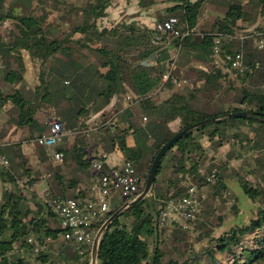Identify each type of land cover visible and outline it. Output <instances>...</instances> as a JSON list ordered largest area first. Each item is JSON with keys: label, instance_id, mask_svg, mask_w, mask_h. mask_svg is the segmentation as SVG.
Here are the masks:
<instances>
[{"label": "trees", "instance_id": "trees-1", "mask_svg": "<svg viewBox=\"0 0 264 264\" xmlns=\"http://www.w3.org/2000/svg\"><path fill=\"white\" fill-rule=\"evenodd\" d=\"M6 1L0 0V23L9 20L13 26L6 38L0 34V71L4 74L0 81L8 88L4 93L0 86V97L1 108L5 102L12 104L8 122L27 129L35 138L49 132L39 122V113L55 110L69 129L79 125L83 129L93 114H100L102 125L91 132V138L77 134L72 136L76 138L72 146L67 148L62 142L52 148L64 153L63 163L71 159L80 168L89 169L84 143L98 142L107 152L116 150L125 162H131L145 187L155 155L178 131H171V122L180 118L181 130L217 115L246 110L243 105H249L247 110L253 115L219 119L180 137L162 158L151 194L116 217L103 234L98 264H218L215 251L229 253L232 264H264V232L259 233L264 228V47L256 43L255 33L261 30L264 0H163L168 6L161 20L178 17L176 28L180 31L200 23V34L181 37L166 33L159 42H155L154 28L136 22H119L110 28L102 25L119 0H71V4L70 0H55L53 8L64 10L58 16L60 23L49 18V0H15L5 7ZM35 1L45 21L19 11L30 9ZM145 1L140 0L142 7L155 3L147 5ZM74 10L75 18L69 17ZM65 21L69 23L67 30L63 28ZM240 32L251 36L241 39ZM219 36L226 38L222 39L220 52L215 53ZM170 46L173 49L162 52L152 65L142 64ZM25 53L35 64L38 78L29 89L20 85L30 77ZM237 53L243 55L252 71L234 79L235 70L227 57ZM167 71L170 79L163 85L162 76ZM176 86L185 87L157 98L161 89ZM115 98L125 100L126 106L119 104L112 118L105 109ZM101 135L106 136L104 140ZM129 136L133 145H129ZM203 138L216 149L225 143L234 144L231 158L250 155L252 161L240 163L234 177L256 207L250 223L233 226L218 238L211 237L212 229L205 230L206 223L199 220L202 212L194 222L196 239H208L211 245L197 250L187 240L190 230L178 226L169 234L159 216L170 199L184 195L190 186L196 185L199 190L210 187L213 198L229 191L225 175L213 162L206 165L208 147ZM20 146L10 144L1 151L13 153V158L7 159L8 166L0 163V177L15 187L5 190L0 201V264H87L90 251L83 257L66 243L59 251L43 248L33 262L30 260L34 244L28 242L29 238L44 246L48 240L61 239L65 229L43 198L34 200V209L28 204L29 197L22 194L24 189L13 173L18 168L17 159L25 163ZM36 148L45 168L60 166L50 160L52 149L39 144ZM105 170L109 169L105 166ZM165 171L169 175L160 178ZM81 192L86 194L83 199L90 197L87 189ZM51 193L73 198L59 191ZM113 203L118 204L117 200ZM252 233L256 234L254 246L243 241ZM14 244L24 247L28 256L8 255ZM240 247L237 253L235 249Z\"/></svg>", "mask_w": 264, "mask_h": 264}, {"label": "built area", "instance_id": "built-area-1", "mask_svg": "<svg viewBox=\"0 0 264 264\" xmlns=\"http://www.w3.org/2000/svg\"><path fill=\"white\" fill-rule=\"evenodd\" d=\"M179 18L176 16L169 17L165 20L157 22L155 29V42L162 39L163 34H170L185 37L193 33L200 34L199 23L184 31L177 29ZM245 32V31H244ZM244 32H240L239 37L245 39L250 37ZM227 38H234L233 35H227ZM223 37V38H226ZM221 36L216 38L214 44V52H220V44L222 43ZM259 47H264V40L259 41ZM228 62L231 63L237 76H244L247 71H252L249 65L243 61V55L237 53L228 55ZM162 84L164 85L170 79V71H167L163 76ZM177 79H175L176 81ZM137 98V96L135 97ZM140 98V97H138ZM128 100H133L130 95H127ZM3 123L0 119V131ZM98 118H93L87 121V126L81 129L79 126L66 128L64 122L56 115H52L48 119V134L39 135L33 138L35 144L42 145L48 149H52L56 145L62 143L64 138L72 137L77 134L88 136L92 131L101 126ZM51 158L55 164H61L64 160V153L52 149ZM84 156L90 164V170L94 174L93 184L91 187V197L87 200L66 199L60 195H55L51 192H42V198L45 203L50 206L56 214L60 225L65 229L62 240L75 249L79 255L83 256L92 251L95 236L100 228L98 225L103 223L110 217L111 213L119 209L126 203L131 202L135 197L142 192L144 187L140 181V176L136 167L131 162H124L121 166L114 169L105 170L107 153L102 152L96 154L94 145L83 148ZM2 164L8 166V161L2 158ZM204 173V172H203ZM210 179V178H209ZM211 180V179H210ZM23 186V185H22ZM34 184L28 186L33 188ZM200 190L196 185L190 186L186 193L177 199H170L165 209L159 216V222L162 226L168 227V233H173L179 226L184 230H192L194 222L200 212L201 200ZM117 200L118 205L114 206V201ZM28 242L34 244V252L30 260H35V255L38 254L44 246L40 245L34 238H29ZM47 242V241H46ZM20 253L23 257L28 256L24 247L14 244L8 255Z\"/></svg>", "mask_w": 264, "mask_h": 264}, {"label": "rangeland", "instance_id": "rangeland-1", "mask_svg": "<svg viewBox=\"0 0 264 264\" xmlns=\"http://www.w3.org/2000/svg\"><path fill=\"white\" fill-rule=\"evenodd\" d=\"M14 1L15 0H7L5 7L9 6ZM151 1H155V0H146L145 2L147 5H149V4H151L150 3ZM157 1H162V0H157ZM52 2L54 3L55 0H49V4H47V6H46V9L50 10V15H49L50 17L49 18H51V20H53L56 23H60L61 21L58 18V16L63 14L64 10H62V9L55 10L53 8V5H51ZM124 2H125V0H121V3H124ZM36 4H37V2L35 1L30 9H27V10L26 9L25 10L20 9L19 11L31 13L32 15L40 18V20L45 21V18L42 15L41 9L38 8L36 6ZM69 4H71V0H70ZM62 6L63 5H61V7ZM116 11H117V9L115 10V13H116ZM109 12L113 16V18H110L108 21H114V24H115L119 16H117V14L116 15L113 14V9H110ZM76 13L77 12L74 10V11H71L70 13H68V15L71 18H75ZM108 21H105V22H108ZM63 24H64L63 25L64 30H67L69 28L68 21H65ZM111 24H113V23H111ZM46 25H47V23H45V27H46ZM12 26L13 25H12L11 21H9V20H6V22H4V23H0V34L2 35V37H4V38L7 37L9 30L12 28ZM260 40H261V36H258L256 43ZM262 40H264V35L262 36ZM25 60L27 61V68L29 70L30 77L25 79V82L20 83V85H23V86L25 85L26 88L29 89L36 82H38V78H37V73L35 72V64H33L31 62L29 55L26 53H25ZM3 76H4V74L2 73V71H0V77L2 78ZM232 77L234 79L238 78L237 75H232ZM3 85H4V83L0 81V86L2 87V91L4 93H6L8 88H6V86H3ZM184 87L185 86H182V87L176 86L172 90L165 89L164 91H162L159 94V96L157 98L163 99L164 97H167L171 93V91L181 92L184 90ZM250 103H252V102H250ZM1 104H2V100L0 97V119H2V121L4 120L5 128L10 129L13 126H16L17 128H19L14 123L8 122L9 116L11 115L10 111L13 110V108H10L12 106L11 102H5L4 103L5 106L2 108H1ZM123 104H121L120 106H123ZM241 107L245 108L247 110L249 108V105H243ZM52 115H58V114L55 110H53V111L50 110L49 112H45V113H39V117L41 116L43 121H47ZM92 117L99 119V117H95V114ZM61 121H62V119H61ZM171 123H173V122H171ZM64 125L67 128V125L65 122H64ZM79 127H82V125H79ZM179 127L180 126H177L176 123L172 124V129H174L175 131L179 130ZM14 135H15V129L10 133V137H12V139H14ZM91 136H92V133L89 134L88 137H86V138H91ZM205 142L208 143V140L204 139V143ZM85 144L87 145L88 142ZM93 144H88V146H90V145L93 146ZM239 147H240V145L238 143L236 145V149H238ZM94 148H95V146H94ZM231 148H235V145L233 144V146H232V143H225L224 145L218 147L217 149L214 147V144H209L208 148H207V154L206 155L208 156V158H207L208 160L206 161V165L213 162V164L216 165V170H220L225 175V177H226L225 179L227 180V184L229 186L228 192L222 191L216 198H213L210 195V187H203L199 191L200 194H202V195H200L201 207H200V212L198 213V215H200L203 212L201 215V218L199 220L206 223L207 226L205 227V230H208V229L213 230V233L211 234L212 235L211 237H213V238H218L224 231L230 229L233 226L250 223V221H251L250 219L253 218V215L255 214L256 204L252 201V199H249L248 196H246V194L240 188V186L237 182V179H235V177H234V173L237 172L238 169L240 168V163H242L243 161L245 163H250L252 161V158H250V155H247V157L231 158L230 157L231 156V153H230ZM224 165H226V169L223 168ZM168 175H169V171H165L159 177L162 179H165ZM16 176H18V178H20V175L18 173ZM21 184L23 185L20 187L22 190L23 189L26 190V188L28 186L31 187V185H32V184H30V185L26 184V182H21ZM14 187L15 186L13 185L12 188L14 189ZM4 192L5 191L0 186V201H2L4 199V197H3ZM203 208H204V210H203ZM197 219H198V216H197ZM219 222H222V225H220L218 227L217 225L219 224ZM261 232H264V228L259 233H261ZM173 233H170V234H173ZM197 234L198 233H195V224H194L193 229L192 230L190 229V232L187 236V240L189 242H191L197 250L201 246L211 245L210 242H208V239L198 241L196 239ZM255 237H256V234L252 233V234L247 235L243 241L246 244L254 246L255 245V241H254ZM64 244H65V242L61 238L57 241H55V240L49 241L48 240L46 242V244L45 245L43 244V245L45 246L44 250L54 252V251H59L63 247ZM235 251L237 253H240L241 247L236 248ZM215 255L218 259V262H219L218 264H232L233 263L232 256L227 252H225V253L220 252L219 253L218 251H215ZM87 264H91V254H90V260Z\"/></svg>", "mask_w": 264, "mask_h": 264}, {"label": "crops", "instance_id": "crops-1", "mask_svg": "<svg viewBox=\"0 0 264 264\" xmlns=\"http://www.w3.org/2000/svg\"><path fill=\"white\" fill-rule=\"evenodd\" d=\"M162 1L155 0V3L151 4V6L146 8L140 5V0H125L124 3H121V0H119L116 6L111 7L110 9H113L114 15L117 14V16H119L116 23L136 22L141 26H145L147 28L152 29L154 28L157 22L161 21L160 15L163 14L165 7L168 6V3ZM116 9L117 11L115 13ZM110 18H113V16L109 12L108 17L102 22V25L110 28L114 24V21H108ZM259 26L261 30L255 31V33L258 34L257 38L258 36H261V40H262V36L264 35V19L261 22H259ZM199 28H200V23H199ZM258 45H259V41H258ZM162 90L163 89L158 91V93L159 92L161 93ZM119 104L120 105L123 104V106H119L122 108L126 106L125 100L121 98H115L112 105L105 109L109 113L110 117L112 116L113 118V114L115 113V110H117ZM99 115L100 114H95V117H99ZM92 119L93 117L90 118V120ZM38 120L39 122H43L44 125L49 130L48 122H47L48 120L43 121L41 116L38 117ZM1 123H3V125L0 131V143H1L0 163H2L1 162L2 158L5 159L13 158L12 152H10V154H8V152L3 154L1 152L2 149L5 150L7 147L10 146V144L21 143L20 149L22 153L25 155V163H22L20 159H17L16 163L18 164V168H15L16 172L13 171V173L15 175H17V173L20 175L21 179L18 178V176H16L17 184H21V182H29L33 180L32 184H34V187L31 188L30 190L27 187L26 190L24 189L22 191V194L25 193V195L29 197L28 204L30 205L31 208L33 207L34 209H36V205H35L36 203L34 200L41 201L42 199L41 193L44 191H48V192L59 191L61 193H64L65 195L72 196L73 198H78V200H86L91 197V187L93 184L92 181L94 178V174L91 172L90 167L89 169L88 167L80 168L77 162L69 159L64 161L63 164H59L60 166H58L57 168L52 167V169H49L48 166L47 168H45L43 166V163L39 161L36 144L35 142H33V138H32L33 136L31 135V133H29V131L26 130L25 128H20V127L17 128L16 126H13L10 129L5 128L4 125L5 122L4 120L2 121V119H1ZM173 123L174 124L176 123L177 126H181V119L180 118L176 119L175 121H173ZM173 123H170L169 127L171 131L175 132V130L172 129ZM14 129H15V135H14V139H12V137H10V133ZM100 137L102 140H104L106 136L101 135ZM75 139L76 138L73 137L66 138L64 141H62L63 143L61 145L62 146L64 145L65 147L68 148L70 145L72 146V143L75 142ZM204 139L207 138H203V142ZM127 140L129 142V145H133L134 140H132L131 136L127 137ZM93 143H94L93 145L95 146L96 154H100L102 152L107 153V157L105 161H106V167L109 170L114 169L115 167H119L125 162L121 154H119L116 150H114L113 152L112 151L107 152L104 149V147L100 145L98 142H93ZM209 144H210L209 140L208 143L207 142L204 143L206 147H208ZM84 147L86 148V144L84 145ZM51 152L53 151L51 150ZM84 158L86 159L85 156ZM50 160H52V158ZM52 163H54L53 160ZM54 165H58V164L54 163ZM0 186L1 188H3L4 191L13 189L12 188L13 184L5 181L1 177H0ZM21 186L22 184L20 185V187ZM83 189H87V192L89 191L90 197L83 199V197L86 195L85 193L81 192Z\"/></svg>", "mask_w": 264, "mask_h": 264}, {"label": "water", "instance_id": "water-1", "mask_svg": "<svg viewBox=\"0 0 264 264\" xmlns=\"http://www.w3.org/2000/svg\"><path fill=\"white\" fill-rule=\"evenodd\" d=\"M174 46L170 47H164L163 49L159 50L155 54L152 55V58L142 62L143 65H152L153 62L159 57V55L162 52H166L168 50H172ZM238 116H251L253 117L252 114L248 110H237V112H230L222 115H217L216 117L205 119L202 121L196 122V124L192 126L185 127L181 130H178L173 137L170 138V140L159 150V152L155 155V158L153 159L154 162L152 164V167L150 169V172L147 177V182L140 194H138L134 200H132L129 203H126L125 205L121 206L119 209L115 210L114 212L111 213L110 217L103 223V225L98 229V232L95 236L94 242H93V247L91 251V264H98V251H99V246H100V240L105 233V231L112 225V222L115 220L116 217L121 215L123 212H125L127 209H130L134 207L139 201L145 199L148 197L154 187L155 183V178L156 174L158 171L159 166L162 163V158L164 155L167 153V151L175 144L176 141L179 140L180 137H182L184 134L195 130L197 127H200L202 125L215 122L216 120L219 119H224V118H237Z\"/></svg>", "mask_w": 264, "mask_h": 264}]
</instances>
